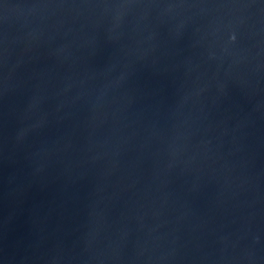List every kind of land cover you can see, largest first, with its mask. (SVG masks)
I'll use <instances>...</instances> for the list:
<instances>
[{
    "label": "water",
    "instance_id": "obj_1",
    "mask_svg": "<svg viewBox=\"0 0 264 264\" xmlns=\"http://www.w3.org/2000/svg\"><path fill=\"white\" fill-rule=\"evenodd\" d=\"M0 264H264V0H0Z\"/></svg>",
    "mask_w": 264,
    "mask_h": 264
}]
</instances>
